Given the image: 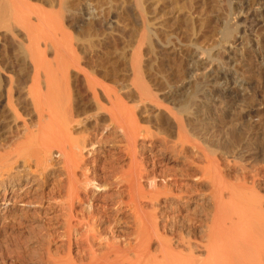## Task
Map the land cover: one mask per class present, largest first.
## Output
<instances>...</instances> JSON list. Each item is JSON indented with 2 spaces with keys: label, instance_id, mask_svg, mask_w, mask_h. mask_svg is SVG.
Segmentation results:
<instances>
[{
  "label": "bare ground",
  "instance_id": "1",
  "mask_svg": "<svg viewBox=\"0 0 264 264\" xmlns=\"http://www.w3.org/2000/svg\"><path fill=\"white\" fill-rule=\"evenodd\" d=\"M31 1L0 0V36L15 46L12 58L10 52L0 54V201L11 203L0 217L12 231L22 226L25 209L35 207L39 224L28 231L37 239L35 264H264V123L252 122L260 114L256 107L264 105V34L245 37L258 17L254 7L264 20V0H226L228 12L216 15L225 23L222 45L209 50L194 47L207 19L185 15L193 45L185 54L188 81L183 87L163 84L157 71L159 89L148 74L156 64L144 61L141 52L127 63L131 74L122 83L99 71L112 67V60L81 57L78 40L64 24L72 8L68 0H46L56 12ZM134 1L144 41L151 43L157 34L143 0ZM93 20L95 10L88 5L77 24ZM223 44L242 46L241 58L255 59L257 82L244 71L241 82L227 73L226 68L240 70L230 61L237 51ZM159 46L165 55L176 52L170 42ZM201 53L205 61L197 60ZM250 58L243 66L248 72ZM215 62L204 81L198 73ZM224 87L233 99L222 96ZM254 87L259 90L251 96L240 94ZM187 97L193 101L186 105ZM215 100L228 108L221 123L246 130L241 143L254 139L257 164L234 175L229 164L242 157L238 138L224 150L214 149L196 125L211 118L203 110L216 109ZM164 124L169 136L154 133L155 125ZM100 127L108 132L99 138ZM187 145L198 157L178 177L166 157L181 159ZM202 185L205 190H199Z\"/></svg>",
  "mask_w": 264,
  "mask_h": 264
},
{
  "label": "rangeland",
  "instance_id": "2",
  "mask_svg": "<svg viewBox=\"0 0 264 264\" xmlns=\"http://www.w3.org/2000/svg\"><path fill=\"white\" fill-rule=\"evenodd\" d=\"M45 1L46 0H33L31 1V4L40 6L47 11H51V6L47 4V1L46 2ZM205 1L206 0L204 1L203 0H143L146 19L149 21L152 30L156 32L158 37V39H152L151 43L147 42V40L144 41L145 32L140 22L141 20L138 16V12L134 0H68L72 8L71 9L69 8L68 13L67 12L64 13V20H65L64 24L66 28L70 29L69 32H71L73 37L75 36L74 37L75 42L78 40L75 44L78 45L77 47L79 49V54L81 57L87 60L88 59L96 60L98 57H102L104 60H109V61L112 60L110 61L113 62L112 67L111 65H109V68L107 69L106 68H102L103 70L99 69L102 76L103 74L104 76L105 75L107 76V74L109 73L108 76L109 78H111L112 80L118 78V81L122 83L121 82L122 79L123 78L126 79L131 74V72L128 71L127 63L137 56L136 53L141 52V57L144 61L151 59V61L152 60L153 61L151 62L149 60L150 64H153V62L156 64V65L153 64L155 66L152 65L153 66L152 72L151 70L148 71V74L150 75L149 79L151 80L152 84H155L156 89L163 87L162 83L157 82L153 76V74L155 75L157 71H158L157 75L161 73L159 75L161 76V78H163V84L170 83L173 84L174 87L175 86L183 87L187 83L186 81H188L185 80L186 79L185 77H187V70L185 69V65H186L185 63H187V57L185 54L189 50L193 49V45L191 48L190 37H189L191 33L188 34L186 32L187 30H185L186 29L185 28L186 24L184 22L185 15H188V13L190 12L198 16H203L202 17L203 19H207L205 20L206 27H204L202 32L198 35V39L197 41H195L196 43L194 44V47L200 46L204 50H209L217 46L218 43L219 44L221 43L220 42L222 38L221 31L225 23H223V21H221V23L218 22L217 16L226 14L228 12V7H227L228 3L226 0H207L206 2ZM232 3L235 8L239 7L238 2L232 1ZM88 5H91V8L95 10L96 20H93L94 22L92 24H87V23H86L87 25L77 24L81 19L83 9L86 8ZM52 11L56 12L54 10ZM254 12H257L258 17L252 19L251 27L248 28V33L245 36L251 39H256L258 36H260V34H264V20L262 17L259 16L262 12L261 10L256 11L255 7H254ZM245 16H246L245 14H242L240 16L239 18L240 24L243 23L244 20L242 19H244ZM230 18L233 24L234 16ZM110 22L113 23V25L110 26ZM240 28L242 29L243 26H241ZM240 36H244V35L239 34L238 37ZM2 38L3 36H0V46H1L0 49L2 52L0 53L1 56L3 58L7 57V54L9 52H10L9 54L10 57L11 55L14 56L15 46L12 45V42L10 40L6 41L4 38H3L4 40H2ZM157 40L160 42L161 45H163V43H168V42L174 45V47H176L175 54L173 56H168L162 53L163 50L159 46L160 44H158ZM9 41L11 43H7V45L5 46V43ZM223 45L224 47L226 46L227 51L229 49L231 51L232 50L237 51L236 53L237 57L231 58L230 61H232L233 65L237 66V68H239L240 70L238 71V73H236L234 69L226 68L227 73L230 76H235V78L238 79V82H241L242 74L240 73L244 71L243 74L245 76L247 77L251 76V81L257 82L258 72H257V66H255V59L253 60V58H250L249 56H245L243 59L241 58V52L244 47L239 46L238 48H234L229 44H223ZM219 48L220 47H218V49ZM5 49L8 52L5 53ZM10 49L13 50L12 51L13 54L10 51ZM245 49H249V53L252 54L257 53V50H255L256 48L254 47L251 49L245 47ZM222 56L224 55L222 54ZM249 58L253 60V62L252 61L250 62L253 64L252 72H248V70H246L247 68L243 67L246 64V62L250 61ZM205 59L206 56L202 55V53L198 55L197 60L205 61ZM11 61H13V59H11ZM217 65L218 62H215L214 64L213 63L206 64V66L201 69L200 73H198L199 76L205 81V78L209 77V75L212 74L213 69ZM156 68L157 70L155 72ZM227 90L228 88L225 87L223 88V91L221 92L222 96L226 95ZM258 90L259 89L258 88L256 89V87H254V89L249 88L247 91H241L240 94L243 97H248L251 96L253 92ZM205 91L208 92V90ZM196 94L198 98L201 97L202 99V93H199L198 95V91H196ZM225 98L233 99L234 96H225ZM183 100L185 101L186 105L187 103L190 104L193 101V99L190 97H187ZM212 103L217 104L215 105L216 109H212V106H207L203 110L204 114L210 116L211 118L209 119L208 117L207 120L203 119V121L201 120L200 122H198L196 124L198 130L202 131L203 129H205L204 130L206 132L205 138L209 140L210 145H212L214 149L221 150V148H223L224 150L225 147L231 144V141L234 140V138H236V141L238 138L237 142L239 144H237V146L240 145V148H238L237 152L240 151L239 153L240 154L242 153V157L240 159H237L235 163L229 164L231 165L229 169L231 170L233 175L236 173L235 171L239 170V168L242 166H248V165L255 166L257 164V159H256L257 156L255 152L252 151V143L254 142V139L252 138V142L251 141L247 142L246 140H244L241 143V141H239V138L242 134L243 137L244 133H246L247 131L242 130L241 129L242 127H238V126L235 127L234 125L224 126L221 123V120L225 117L224 113L228 112V108H224L225 104L220 105L219 100H215ZM256 108L260 110V114L254 117L252 119V122L255 124L256 123L259 124L260 122L264 123V105L257 106ZM256 108L254 109V111L256 110ZM246 111L249 112V109H246ZM92 112L94 111H91V113ZM91 113L89 114L90 116L88 117H91L93 114H95V113L93 114ZM156 114L157 112L154 109H151L149 111L150 116H155ZM213 115L215 116L213 117ZM94 120L91 119V121ZM215 120L216 122H214ZM246 121H249V119ZM154 127H155L153 129L154 133H158V131L160 130L164 136H169L171 134L168 126L165 124L163 126L155 125ZM156 127L158 128V130ZM103 128L104 127H100V129H97L96 131V134L98 135L99 138L102 137L101 135L104 136L108 132V129H103ZM255 133L253 134L254 136L258 134V131ZM241 149L244 150L241 151ZM198 152L199 151L197 149L187 145L186 150L181 155V159H175L173 158L171 153H168L166 157L167 159L166 162L168 163L167 168L169 170L171 168L174 171V173L178 177H180L183 174V170L193 166L192 161L194 159L197 160ZM54 158H58V156L55 155ZM190 182L191 180L189 181V183ZM198 188L199 190L200 189L205 190L204 189L205 187L203 185ZM97 191L102 192L106 190L105 189L101 190L97 188ZM5 207H11V203L5 202L2 199L0 201V216ZM19 207H22V205H20ZM18 209H22V208H18ZM35 213H36V209L34 206L30 210L25 209L24 217L26 218L23 219L22 221L23 227L21 225L20 227L16 226L12 231L5 230L3 226V221L0 217L1 220L0 221V264H35L36 261L34 260L35 257L32 256L31 253H33V251L37 249V248L35 249L37 245L35 244L37 239L34 238L33 240L32 236H30L28 232L29 227L34 226L35 224L37 225L39 224L36 223V221L38 220L36 218L37 213L36 215ZM54 215H56V213L53 212L51 216ZM31 260L33 262H31Z\"/></svg>",
  "mask_w": 264,
  "mask_h": 264
}]
</instances>
